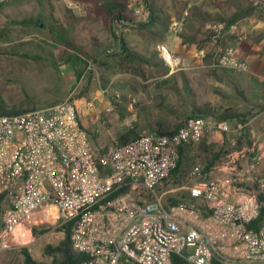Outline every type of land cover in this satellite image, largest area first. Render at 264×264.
Here are the masks:
<instances>
[{"label": "built area", "instance_id": "2783aa9c", "mask_svg": "<svg viewBox=\"0 0 264 264\" xmlns=\"http://www.w3.org/2000/svg\"><path fill=\"white\" fill-rule=\"evenodd\" d=\"M63 2L75 16L86 14L84 3ZM254 5L264 8V0ZM149 17V10L137 5L133 20L115 21L113 31L120 36ZM170 29L181 34L183 20ZM205 29L214 39L228 33L219 21ZM229 34L233 39L212 67L248 72V62L237 56L245 33ZM155 48L170 73L183 68L166 44ZM112 111L111 106L106 110ZM99 120L106 124L105 116ZM80 123L72 97L0 116V248L28 217L53 211L57 227L73 222L74 249L87 257L82 264H172L174 255L189 264H264V225L250 227L259 215L257 194L264 193V174L258 171L262 151L247 165L222 159L220 171L228 174L220 178H206L196 162L189 171L191 201L168 204L160 193L177 167L179 147L216 134L238 138L243 126L236 119L192 118L173 134L144 132L127 144L109 146L103 155Z\"/></svg>", "mask_w": 264, "mask_h": 264}, {"label": "rangeland", "instance_id": "374dc122", "mask_svg": "<svg viewBox=\"0 0 264 264\" xmlns=\"http://www.w3.org/2000/svg\"><path fill=\"white\" fill-rule=\"evenodd\" d=\"M52 5L53 9H50L45 0L40 2L38 0H5L0 3V100L6 108L34 106L36 109H40L72 97L77 101L82 125L88 132H97L99 135L92 143L99 147H107L113 145L116 137L132 125H136L141 132L154 126V119L160 116L158 115L160 108L155 105L157 103L156 92L162 97V104L170 106L162 108V112L167 111L170 116L179 112L180 116L184 117L192 110L191 105H184L186 104L184 101L187 99L192 105L200 104L202 100L209 99L210 96L217 97L216 89L222 88L224 91L221 83L217 84L215 81V77H218L215 72H212L213 77L215 76L210 81L212 84L206 82V84L198 85L193 81L194 92H191L187 90L188 84L185 82V76H180L181 78L175 80L156 76L143 84L139 78L123 73L114 66L99 69L93 59L103 60L109 54L117 52L115 38L122 35L118 36L114 31L112 33L107 31L101 21L90 18L92 15L86 4L84 16H75L72 13L77 18L76 20H68L64 17L67 7L63 0H52ZM54 21H57V24H54ZM52 25L62 26L66 29L67 41L75 45L81 55L88 60L90 72L93 74L88 71L84 77L77 80L71 66L63 61L62 48L64 46L54 39L50 32ZM16 43L24 44L21 47H15ZM218 44H216V48H218ZM151 46L153 47L148 53L156 52V44H151ZM11 48L12 51L17 50V52L9 54L8 50ZM134 49L143 52L140 44ZM88 57L92 59H87ZM212 60L211 56L210 64L213 62ZM200 76L196 75L194 79H199L201 82ZM152 81L153 83L158 81V88L154 86L150 92L146 88H144L146 90L142 89L146 97L142 100L144 103L140 104L138 109L134 107V110L143 116L146 123L122 120L121 113L128 116L127 110L133 108L128 100L133 103L132 98L139 97L137 88L142 85L146 87ZM261 83L263 84V82ZM261 83H254L251 87L241 84L238 87L236 102L232 101L237 111L246 115V110L249 107L256 108L262 103L264 86ZM182 84H184L183 88ZM182 89H184L187 99L183 96ZM179 91L181 97L178 95ZM152 95L154 97L152 105L145 104ZM137 98L135 99L136 105L139 103ZM154 100L155 104H153ZM88 104L92 105L89 107ZM110 106L113 108V112L118 107L121 113L110 112L113 116V125L106 127L99 119L109 114L106 110ZM250 118L252 115L249 116V120H251ZM175 123L178 122L175 121ZM249 126L250 124L247 125L248 128H250ZM213 150L217 151L216 148ZM258 151H261L260 148L254 150L251 156H254ZM202 155L205 154L202 153ZM182 181L171 179L164 184V190L179 187L181 190H178V195H187L190 184L187 180ZM165 202L167 203V199ZM54 219L53 211H43L24 220L18 231L11 236L9 243L0 248V264H24V256L21 253L23 249H27L37 262L53 264L52 258L44 253L45 246H56L64 235L59 231L60 228L53 223Z\"/></svg>", "mask_w": 264, "mask_h": 264}, {"label": "crops", "instance_id": "0c3cea01", "mask_svg": "<svg viewBox=\"0 0 264 264\" xmlns=\"http://www.w3.org/2000/svg\"><path fill=\"white\" fill-rule=\"evenodd\" d=\"M254 1L255 0H184V1L159 0L160 5L171 16V21H172L171 25L173 23L183 20L182 33L176 34L175 32L171 31V29L169 28V31L167 32L164 40L162 41L178 57H180V59L182 60L183 68L177 72H173V73L168 72V75L164 76L165 79L175 80L181 78L180 76H185V82L188 84L187 90L194 92L193 81H195V83H197L198 85H201L203 83L206 84V82L210 84L211 83L210 81H212V79H214L215 77V76L213 77L212 72H215L218 76L215 77L216 83L217 84L221 83L220 85H222V87L224 88V91L222 90V88H218L215 90V95L217 97L210 96L209 99H204L202 100V102L198 101L200 102V104L196 103L192 105L190 102H188V99L185 97V92H184L185 87H184V89H182V92L184 94L183 96L187 99V101H184V103H186L184 105L186 106L191 105L192 110L197 105H201L203 103H210L217 113H219L223 109L234 108L232 101L236 102L235 98H237L236 97L237 90L238 87L241 86V84L242 85L246 84L251 87L254 83L262 82V78L264 77V8H259L255 6ZM250 3H252L253 6L256 7L255 11L252 13L251 16L245 17L239 20L234 25H231L229 28H227L228 33L224 35V39H223L224 41L222 42V44H220L221 42H217L216 39L214 38L205 42L204 41V39L206 38L205 32L195 31L196 29L201 28L203 25H206L207 23L218 21L221 17L228 18L232 16L240 7L248 5ZM206 19L208 20L204 22V20ZM234 30L243 31L245 33L244 41L237 47V56L238 58L248 62L250 66V70L247 73L246 72L241 73L233 70H225L218 68L214 69L212 67V64H214V62L218 59L222 48L223 47L225 48L227 44L230 43L231 40L233 39L229 33H231V31ZM183 36L189 38L191 42L185 43ZM122 37L124 38L125 42L129 45V47H131L132 49H134V47H137V45L140 44L141 49L144 52V53L142 52L143 54H148V51H150V49H152L153 47L151 46V44L147 42L143 33H141L138 29L135 28H132L130 31L122 34ZM197 43H199L200 46L197 45ZM217 43H219L218 48H216ZM211 56L213 58L212 60L213 62L209 64ZM210 67H212L213 69ZM196 75H201L200 76L201 82H199V79H194V76ZM155 79H159V78H155ZM157 82L158 81H154L153 83L152 81L146 87L145 85H142L139 88H137V91L139 92V97L137 98L136 95L135 97L139 100V103H137V105L135 104L136 98L134 97L132 98L134 104L132 103L131 100H128V102L131 103L132 105L131 107L133 108L127 110L129 112V115L128 116L125 115L124 120L126 121L130 120L131 122L142 121L144 124L146 123V121H144L143 116L140 115L137 110H134V107L138 109L140 104L144 103L142 102V100L143 98L146 97L142 89L146 88L148 92H150L152 91L154 86L158 88ZM143 84H145V82H143ZM181 86L183 88L184 84H182ZM215 86L217 87L218 85ZM203 93H205V91H203ZM155 95H157L155 98L157 103L155 104V100H154L153 104H155L156 107L160 108V112L158 113V115L160 116L159 118L154 119V125L165 124V123L173 124L175 123V121L180 122L181 119L187 116L185 115L184 117H182L180 116L179 112H177L176 115L171 114L172 116L168 115L167 111L162 112V108H166L170 106L162 104V99H161L162 97L159 96L158 92H156ZM178 95L179 97H181L180 91ZM202 97L204 98V96ZM152 98H154L153 95L148 102H145V104L152 105V100H153ZM262 103L256 107L257 109L255 107H249V109L246 110L247 111L246 118L248 119V121H246V123L243 124L242 135L245 133L247 137L244 138L239 148L237 143L239 139L242 137V135L237 138L235 135H232L230 133L216 134L214 137L208 138L205 141L207 146H212L213 148H216L217 151H225L222 152L220 160L216 162L215 166L209 172H207L206 178L213 179V178H220L223 176L224 177L227 176L228 174L227 172L220 171V163L222 159L232 158L240 165H247V163L251 160V157L253 156V155L251 156V154L254 150L260 148V150L264 154V111L259 112L260 105H262ZM250 115H252V118H250L251 120H249ZM248 124H250L249 126L250 128L247 127ZM86 131L90 135V132H88L87 129ZM147 131L149 130H142V133ZM246 131L248 132V134L246 133ZM90 138L92 140L91 136ZM234 138L237 139V142L235 145H232L231 140ZM94 146H96L97 148L99 147L97 144ZM197 155H199L197 162H200L202 165L203 163L205 164L206 162L204 161L205 160L207 161L206 158L207 155L206 154L202 155V153L199 154V152H197ZM258 171L259 173L264 174V158ZM182 180H187L191 185V181L189 180V173L180 181L183 182ZM166 188H168V186H166ZM164 189H165L164 185H162L160 187V193L163 195V198L165 200L169 198H173L181 202L189 201V200L191 201L189 194L190 187L188 188L187 195L186 194L178 195L177 193L178 190H181V188L179 187L173 188L171 190L170 189L164 190Z\"/></svg>", "mask_w": 264, "mask_h": 264}, {"label": "trees", "instance_id": "16d2710c", "mask_svg": "<svg viewBox=\"0 0 264 264\" xmlns=\"http://www.w3.org/2000/svg\"><path fill=\"white\" fill-rule=\"evenodd\" d=\"M41 0H38L40 2ZM48 2L50 9H53L52 0H45ZM77 2L85 3L89 7L90 18L101 21L103 23L104 28L113 32V23L117 20H133L134 17V8L137 5H144L150 12V17L145 23L134 24L133 28L138 29L141 33H143L145 39L149 44H157L164 40L167 32L169 31L171 25V16L170 14L160 5L159 0H74ZM256 7L253 6L252 3L240 7L232 16L228 18L221 17L218 21L223 22L226 25V28H229L231 25H234L239 20L249 17L255 11ZM64 17L68 20H76L77 18L72 14V12L65 8ZM208 19L204 20L206 22ZM39 23V20L37 21ZM36 23V22H35ZM37 24V23H36ZM54 24H57V21H54ZM57 27V28H56ZM196 32H205L206 38L205 42L213 38V34L205 29V25L201 28L196 29ZM54 39L57 42H60L64 48H62V56L64 63H67L73 69L77 80L81 79L85 76L86 72H90V65L88 64V60L81 55V52L78 48L72 43L67 41V37H65L66 29L62 26L52 25L50 30ZM67 35V34H66ZM184 42H191L189 38L183 36ZM117 41V52L111 53L107 56L106 59L99 60L93 59L96 66L101 69L108 66H114L119 69V71L123 73L130 74L131 76L139 78L142 82H147L149 79L154 78L156 76H166L168 75L169 69L164 64V62L159 58L157 52L151 51L148 54L140 53L131 47L125 42L124 38L118 37L115 38ZM224 37L220 39H216L217 42H223ZM24 43H16L15 47H21ZM224 44V43H223ZM197 45L200 46L199 43ZM9 54L13 52H17V50L12 51V48L8 50ZM87 59H92L88 57ZM210 64V63H209ZM213 69V68H212ZM214 73V72H213ZM90 74H93L90 72ZM91 80V77H89ZM167 81V80H166ZM264 86V84H262ZM82 94V92H81ZM72 100H75L72 98ZM127 101V98H125ZM262 105H260L259 112L264 111V95L262 96ZM4 103L0 100V116L1 115H10V114H19L27 111L35 110L34 106L28 107H12L6 108ZM119 106V105H118ZM113 112V111H112ZM114 112L119 113L120 110L118 107L114 109ZM113 112V113H114ZM121 113V112H120ZM203 116H211L213 118L219 120H232L236 119L241 126L246 123L248 120L247 114H243L237 111L234 108H227L221 110L219 113L212 107L210 103H203L201 105H197L187 116L180 120L178 123H165V124H156L152 126L149 131L157 134H173L178 131L180 127L185 125V123L192 118L203 117ZM122 120L125 119V116L121 113ZM106 119V127H112L113 125V116L109 113L105 116ZM81 121V120H80ZM82 125V123H80ZM82 127H84L82 125ZM143 133L139 131L136 125H132L128 127L125 131L120 133L113 145H124L131 141L139 138ZM92 137V141L95 142V138L99 135L97 132L90 133ZM247 135L244 133L242 137L238 141V146H240L246 138ZM206 140H203L198 145L194 144H186L179 147V160L177 163V167L172 171L170 179H175L176 181L183 179L191 170L193 165L197 162L199 154L204 153L207 155V161L204 164V172H209L216 164L222 155V152L225 151H214L213 147L207 146L205 143ZM107 147H99L100 155L106 153ZM239 148V147H238ZM167 182V181H166ZM179 183V182H178ZM258 201L260 203V210L257 219L251 223L250 227L254 229H258L262 225H264V193L257 194ZM181 201L175 200L173 198L167 199L168 204H177ZM188 202V201H185ZM3 196H0V217L3 211ZM72 226L73 222L67 223L65 226L59 229V231L63 232L62 240L56 245H46L44 249V253L46 256L52 258L53 264H82L87 257L74 249L72 242ZM24 256V264H46L43 262H37L30 252L27 249H23L21 251ZM172 264H189L182 257L178 255H174L172 257ZM212 264H221L217 261H213Z\"/></svg>", "mask_w": 264, "mask_h": 264}]
</instances>
